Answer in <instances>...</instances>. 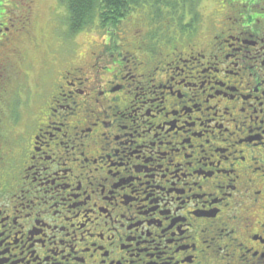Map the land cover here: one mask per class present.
Listing matches in <instances>:
<instances>
[{
    "label": "flooded vegetation",
    "instance_id": "af4514ba",
    "mask_svg": "<svg viewBox=\"0 0 264 264\" xmlns=\"http://www.w3.org/2000/svg\"><path fill=\"white\" fill-rule=\"evenodd\" d=\"M177 1L172 46L64 60L0 0V264H264V0Z\"/></svg>",
    "mask_w": 264,
    "mask_h": 264
},
{
    "label": "rangeland",
    "instance_id": "374dc122",
    "mask_svg": "<svg viewBox=\"0 0 264 264\" xmlns=\"http://www.w3.org/2000/svg\"><path fill=\"white\" fill-rule=\"evenodd\" d=\"M164 1L167 2L166 4H170L166 7L168 8L166 11L172 10V0ZM219 1L221 0H198L197 5H190L191 16L194 21L198 25L201 24V19L207 21L206 16L212 17ZM38 2L40 8H38V11L47 20L48 28L46 32L50 35L49 38L52 36L59 38L58 36L64 35V48L62 49L64 60H68L74 50H77L82 60H85V57L89 56V51H97L98 45L104 40L109 41L107 50L110 52H122L124 56L125 54H130V57L135 56L136 58H140L143 52L139 51V49L145 51L148 46L156 47L152 44V39L156 36L164 39V41H169L170 43L168 42L167 44L172 46L173 26L168 18V13L152 10L145 4L143 9L130 12L115 27L102 30L93 26L77 33V35H71L64 25L68 16L65 5L60 0H38ZM147 2L148 5L153 4L149 0ZM186 2L190 4L189 0ZM194 14H197V17ZM44 19L42 20L43 22ZM183 21L178 23L180 27L185 24L187 19L184 23ZM161 39H159L160 45H162Z\"/></svg>",
    "mask_w": 264,
    "mask_h": 264
},
{
    "label": "trees",
    "instance_id": "16d2710c",
    "mask_svg": "<svg viewBox=\"0 0 264 264\" xmlns=\"http://www.w3.org/2000/svg\"><path fill=\"white\" fill-rule=\"evenodd\" d=\"M67 10V19L65 26L69 34L77 35L90 27H98L106 30L115 27L130 12L143 9L144 4L150 9L159 11L160 13H168V18L172 23L176 9H178V1L172 0V10L166 11L170 4H166L164 0H149L153 4L148 5V0H60ZM188 0H181V2ZM164 2V3H163ZM149 4H151L149 2ZM182 7V6H181ZM181 23L183 17H178ZM172 19V20H171Z\"/></svg>",
    "mask_w": 264,
    "mask_h": 264
}]
</instances>
